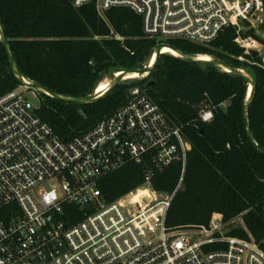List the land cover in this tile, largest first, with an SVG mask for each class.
<instances>
[{"label": "built area", "instance_id": "obj_1", "mask_svg": "<svg viewBox=\"0 0 264 264\" xmlns=\"http://www.w3.org/2000/svg\"><path fill=\"white\" fill-rule=\"evenodd\" d=\"M71 1L94 4L100 15L132 9L159 46L169 39L208 46L233 27L236 43L247 55L256 52L264 69V0ZM40 94L20 85L0 96V264H264V240L256 242L242 214L207 227H167L191 145L146 91L134 88L125 106L69 140L38 116L29 97ZM200 118L211 122L213 110L204 108ZM129 162L150 165L146 183L106 202L101 181ZM177 163L176 190L156 191L155 174ZM141 189L150 196L131 201ZM235 228L248 238L229 236Z\"/></svg>", "mask_w": 264, "mask_h": 264}, {"label": "trees", "instance_id": "obj_2", "mask_svg": "<svg viewBox=\"0 0 264 264\" xmlns=\"http://www.w3.org/2000/svg\"><path fill=\"white\" fill-rule=\"evenodd\" d=\"M0 19L20 74L72 99L93 98L107 74L146 68L159 45L157 39L144 34L142 18L126 7L100 15L94 4L77 8L71 0H0ZM236 37V30L227 27L208 46L181 39L160 44L191 56L207 55L251 74L256 88L249 120L254 140L264 148V69L258 66V57L247 55L236 43ZM9 71L0 29V96L21 85ZM137 87L146 91L191 145L182 187L168 211L167 227L172 231L207 227L214 219L227 223L242 214L256 242L263 241L264 153L247 135L244 107L249 84L244 78L162 54L146 78L124 81L92 104L76 105L41 93L37 114L55 134L69 140L125 106ZM206 107L214 112L209 123L200 118ZM149 167L129 162L105 177L100 187L106 202L143 186ZM181 174L182 165L174 164L157 172L152 186L172 194ZM135 194L131 201L135 202ZM229 236L248 238L241 228L232 229Z\"/></svg>", "mask_w": 264, "mask_h": 264}, {"label": "water", "instance_id": "obj_3", "mask_svg": "<svg viewBox=\"0 0 264 264\" xmlns=\"http://www.w3.org/2000/svg\"><path fill=\"white\" fill-rule=\"evenodd\" d=\"M0 29H1L2 34H3V43H4V46H5V49L7 51L9 61L11 64V71H9V72L13 73L15 75V77L19 80L20 84L28 86L29 88L37 90L40 93H44V94H46L52 98L62 100V101L68 102V103H74L76 105H88V104H92V103L99 101L100 99L105 97L110 91H112L115 87H117L119 84H121L124 81H127L128 80L127 77L131 74L138 73L140 75H144L145 73H148V75H149L154 70L155 65H156L160 55H162L161 51L165 47L164 45L157 47V50H156L157 59H156L155 65L153 67L149 66V67H146L144 69H138V70L123 72L120 77H117L116 82L113 85H111V87L109 88V90L105 94H103L99 97L94 96L93 98H90V99H72V98H66V97L59 96L58 94L46 89L45 87H43L39 84L34 83V82H28L26 80V78H24L20 74V72L17 68V65L14 61L13 55H12L11 50H10L9 39L6 35L5 27H4L1 19H0ZM173 49L178 51L182 55V58L185 60H188V61L196 63V64H201V65H211V66H214L216 68L222 69L224 71L227 69L229 73H233V74H236V75L244 78L247 81V83L249 84V86H252V92L251 93L248 92V99H247L245 107H244V117H245L247 135H248L250 142L257 149H259L260 151H262L264 153V148L260 147L256 143V141L254 140L252 130H251V124H250V120H249V106L254 99V90L256 88V83H255L254 79L252 77H250L247 73H245L243 70L236 69V68H234V67H232V66H230V65H228L222 61H218V60H214V59H212L210 61H201V60H198L197 56L188 55V54H186V53H184V52H182L176 48H173ZM252 56L257 57L258 54L256 52H252Z\"/></svg>", "mask_w": 264, "mask_h": 264}, {"label": "bare ground", "instance_id": "obj_4", "mask_svg": "<svg viewBox=\"0 0 264 264\" xmlns=\"http://www.w3.org/2000/svg\"><path fill=\"white\" fill-rule=\"evenodd\" d=\"M161 53L163 54H167V55H171L173 57H178V58H182V55L176 51L175 49H173L172 47H169V46H165ZM198 57V60H201V61H210L212 60V58L210 56H207V55H199L197 56ZM156 59H157V55L154 56L151 64H150V67H153L156 63ZM225 71L228 72V70L226 69ZM122 75L121 72L119 73H116V77H120ZM148 76V73H145L144 75H140L138 73H134V74H131L127 77L128 80H139V79H143V78H146ZM108 81V80H107ZM111 87V84L109 82H101L98 87L96 88L95 90V96L96 97H99L103 94H105L109 88ZM252 92V86H250L249 88V93ZM149 197V193L144 190V192H137L135 195H134V200L135 202H139L143 199V197Z\"/></svg>", "mask_w": 264, "mask_h": 264}, {"label": "rangeland", "instance_id": "obj_5", "mask_svg": "<svg viewBox=\"0 0 264 264\" xmlns=\"http://www.w3.org/2000/svg\"><path fill=\"white\" fill-rule=\"evenodd\" d=\"M164 42V41H163ZM159 43V41H158ZM159 46V45H158ZM246 73V72H245ZM250 77H252L251 74H248ZM253 78V77H252ZM108 80V81H107ZM117 80V77H116V73L115 74H107L103 77L102 81L101 82H109L111 85H113ZM250 88V86H249ZM94 96H95V92H94ZM30 101L36 105V106H39V102H40V98L39 97H33V96H30L29 97ZM226 106V105H225ZM224 106V107H225Z\"/></svg>", "mask_w": 264, "mask_h": 264}]
</instances>
